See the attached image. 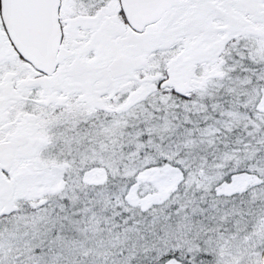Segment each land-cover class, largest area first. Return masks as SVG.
<instances>
[{"label": "snow or ice", "instance_id": "1", "mask_svg": "<svg viewBox=\"0 0 264 264\" xmlns=\"http://www.w3.org/2000/svg\"><path fill=\"white\" fill-rule=\"evenodd\" d=\"M0 264H264V0H0Z\"/></svg>", "mask_w": 264, "mask_h": 264}]
</instances>
